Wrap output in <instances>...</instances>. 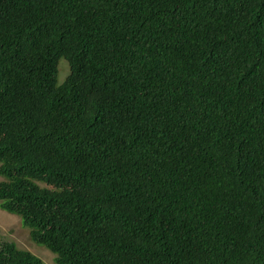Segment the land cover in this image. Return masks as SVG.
<instances>
[{"label": "trees", "instance_id": "trees-1", "mask_svg": "<svg viewBox=\"0 0 264 264\" xmlns=\"http://www.w3.org/2000/svg\"><path fill=\"white\" fill-rule=\"evenodd\" d=\"M0 177L55 264H264V0H0Z\"/></svg>", "mask_w": 264, "mask_h": 264}, {"label": "rangeland", "instance_id": "rangeland-1", "mask_svg": "<svg viewBox=\"0 0 264 264\" xmlns=\"http://www.w3.org/2000/svg\"><path fill=\"white\" fill-rule=\"evenodd\" d=\"M58 84L63 83L69 74L67 62L61 59L58 64ZM3 178L0 177V181ZM30 228L25 227L21 219L0 209V243L10 242L20 250H27L40 258L45 264H55V255L44 246L34 243L30 238Z\"/></svg>", "mask_w": 264, "mask_h": 264}]
</instances>
